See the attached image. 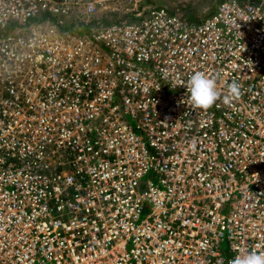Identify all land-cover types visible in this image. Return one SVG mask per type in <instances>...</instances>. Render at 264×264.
Segmentation results:
<instances>
[{
  "label": "built area",
  "instance_id": "built-area-1",
  "mask_svg": "<svg viewBox=\"0 0 264 264\" xmlns=\"http://www.w3.org/2000/svg\"><path fill=\"white\" fill-rule=\"evenodd\" d=\"M142 1L0 0V264L264 252V0L200 22ZM110 4L119 21L92 19ZM196 71L220 93L206 110Z\"/></svg>",
  "mask_w": 264,
  "mask_h": 264
},
{
  "label": "clouds",
  "instance_id": "clouds-1",
  "mask_svg": "<svg viewBox=\"0 0 264 264\" xmlns=\"http://www.w3.org/2000/svg\"><path fill=\"white\" fill-rule=\"evenodd\" d=\"M191 104L194 108L209 109L220 98L216 89V80L203 71H196L186 83ZM241 95V85L236 81L229 85L228 95L224 97L225 104H232ZM228 264H264V252L252 250L246 254H237Z\"/></svg>",
  "mask_w": 264,
  "mask_h": 264
},
{
  "label": "rangeland",
  "instance_id": "rangeland-1",
  "mask_svg": "<svg viewBox=\"0 0 264 264\" xmlns=\"http://www.w3.org/2000/svg\"><path fill=\"white\" fill-rule=\"evenodd\" d=\"M218 2H220V0H144L140 4L146 6L152 4H163L169 7L170 10L178 12L179 14L193 16L200 19L214 11ZM123 11L124 9L121 8L120 5L110 4L107 7H103L98 10L92 19L94 21H99L102 24H109L119 20ZM122 19L133 21L135 17L132 15H125ZM67 22H69V19H67Z\"/></svg>",
  "mask_w": 264,
  "mask_h": 264
},
{
  "label": "trees",
  "instance_id": "trees-1",
  "mask_svg": "<svg viewBox=\"0 0 264 264\" xmlns=\"http://www.w3.org/2000/svg\"><path fill=\"white\" fill-rule=\"evenodd\" d=\"M173 12H175V11H173ZM175 13H177L183 20H186L187 22H200L207 16V15H205L203 18L197 19V17L182 15V14H179L178 12H175ZM105 21H107V20H105ZM117 21H119V20H117Z\"/></svg>",
  "mask_w": 264,
  "mask_h": 264
}]
</instances>
